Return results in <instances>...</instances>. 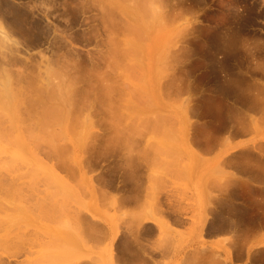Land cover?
Returning a JSON list of instances; mask_svg holds the SVG:
<instances>
[{"label": "rangeland", "instance_id": "374dc122", "mask_svg": "<svg viewBox=\"0 0 264 264\" xmlns=\"http://www.w3.org/2000/svg\"><path fill=\"white\" fill-rule=\"evenodd\" d=\"M1 25L0 91L10 77L18 97L2 92L0 173L17 188L0 189V264H115L131 244L156 254L146 223L195 213L201 175L230 182L257 242L264 0H0ZM249 251L264 264V247Z\"/></svg>", "mask_w": 264, "mask_h": 264}, {"label": "crops", "instance_id": "0c3cea01", "mask_svg": "<svg viewBox=\"0 0 264 264\" xmlns=\"http://www.w3.org/2000/svg\"><path fill=\"white\" fill-rule=\"evenodd\" d=\"M220 166L228 168V161ZM198 179L195 189L199 207L195 213L192 208H176L168 215L166 224L162 222L164 226L161 222L146 223V227L156 231V254L144 245L131 244V254L117 255L115 264L260 263L257 254L248 252V247H264V233L256 243H246L245 224L229 207L230 201H234L230 182L207 181L205 175ZM258 227L264 229V222Z\"/></svg>", "mask_w": 264, "mask_h": 264}, {"label": "bare ground", "instance_id": "6f19581e", "mask_svg": "<svg viewBox=\"0 0 264 264\" xmlns=\"http://www.w3.org/2000/svg\"><path fill=\"white\" fill-rule=\"evenodd\" d=\"M159 1H160V0H159ZM164 2H165V1H164ZM191 23H192V22H191ZM191 23H190V24H191ZM186 24H187V23H186ZM0 27H2V25H1ZM1 30H2V28H1ZM4 30H5V29H4ZM6 32H7V31H6ZM8 32H9V31H8ZM4 33H5V32H4ZM1 35H3V34H1ZM3 36H4V35H3ZM3 36H2L1 38H3ZM11 37H12V36H11ZM3 39H4V38H3ZM5 39H6V38H5ZM7 40H8V39H7ZM4 41H6V40H4ZM10 43H11V42H10ZM10 43H8V44H10ZM12 43H13V42H12ZM12 43H11V44H12ZM0 44H1V43H0ZM5 44H6V43H5ZM1 45H3V44H1ZM1 45H0V46H1ZM17 45H18V44H17ZM5 46H8V45H5ZM11 46H12V45H11ZM13 46H14V45H13ZM8 47H9V46H8ZM14 47H15V46H14ZM2 48H3V47H2ZM6 49H7V48H6ZM3 50H5V48H4ZM8 50H9V49H8ZM4 52H5V51H4ZM5 54H6V53H5ZM7 55H8V54H7ZM10 56H11V55H10ZM12 57H13V56H12ZM6 58H9V56L6 57ZM4 60H6V59H4ZM4 62H5V61H4ZM6 62H7V60H6ZM11 62H12V61H10L9 63H11ZM4 65L6 66L7 63L4 64ZM2 66H3V65H2ZM5 66H3V67H5ZM8 66H9V65H8ZM0 69H3V68H0ZM4 69L7 70V67L4 68ZM4 69H3V70H4ZM5 72H6V71H5ZM7 72H8V71H7ZM7 72H6V73H7ZM9 72H10V69H9ZM9 72H8V73H9ZM7 79H8V78H7ZM8 80H9V82H5L6 80L3 82L2 87L4 86V89H3L2 92H4V91H5V88H6V91H7V92L9 91L10 93H14V94H11V96H12V95H17V94H15V91L12 92V90H14V89H11V88H12V81L10 80V77H9ZM8 80H7V81H8ZM17 83L19 84V82H17ZM20 83H21V82H20ZM22 83H23V82H22ZM18 86H19V85H18ZM15 87H17V85H16ZM22 87H23V86H22ZM13 88H14V86H13ZM18 89H19V88H18ZM20 89H21V88H20ZM10 90H11V91H10ZM27 91H29V90H27ZM2 92L0 91V133H2V131L6 128L4 122H6V124H7V121H5V120H4V122L2 121V120L4 119V113L7 112V110H9V108H10L9 104L6 105V102L1 103V102H2V101H1L2 98H4V97H2V95L5 96V97L7 96L6 94L4 95V93H6V92H4V93H2ZM1 93H2V94H1ZM18 93H21V92L18 91ZM7 94L10 95L9 93H7ZM17 97H18V95H17ZM61 97L63 98L64 95H63V96H60L59 98H61ZM10 98H11V97H10ZM50 98H52V97H50ZM56 98H57V96H56ZM62 98H61V100L64 99V98H63V99H62ZM18 99H19V98L15 99V100L19 101ZM29 99H30V98H29ZM68 99H70V98H68ZM30 100H31V99H30ZM64 101H67V99H65ZM13 102H14V100H13ZM13 102H11V103L13 104ZM20 102H21V101H20ZM42 102H43V101H42ZM7 103H8V102H7ZM12 104H11V107H12ZM31 104H32V103H31ZM15 105H16V104H15ZM15 105L13 104V106H15ZM29 105H30V103H29ZM79 106H80V105H79ZM30 107H31V106H30ZM31 108H32V107H31ZM81 108H82V107H81ZM26 109H27V108H26ZM30 111H32V109H30ZM30 111H29V112H30ZM22 112H24V111H22ZM17 114H18V113H16L15 115H17ZM34 114H35V113H34ZM34 114H32V115H34ZM46 114H47V113H46ZM61 114H62V113H61ZM61 114H60V116L62 117V115H64V114H62V115H61ZM15 115H14V116H15ZM26 115H27V114H26ZM28 115H29V114H28ZM30 115H31V114H30ZM50 115H51V114H50ZM53 115H54V114H53ZM67 115H68V113H67ZM67 115H65V116L67 117ZM24 116H25V115H24ZM51 116H52V115H51ZM15 117H16V116H15ZM19 117H20V114H19ZM41 117H42V116H41ZM48 117H49V115H48ZM48 117H47V118H48ZM61 117H60V119H63V120L66 119V117H64V118H61ZM13 118H14V117H13ZM17 118H18V115H17V117H16L15 119H13L12 121H16ZM27 118H28V117H27ZM44 118H45V116H44ZM8 119H9V118H8ZM29 119H30V118H29ZM34 119H35V117H34ZM39 120H40V119H39ZM42 120H43V118H42ZM47 120H48V119H47ZM10 121H11V120L9 119L8 122H10ZM25 121H26V119H25ZM25 121H24L23 119H20V122H22V123H25ZM31 121H32V123H33L32 118H31ZM60 121H61V120H60ZM17 122H18V121H17ZM29 122H30V121H29ZM48 122H49V120L47 121V125L50 127L49 124H53V123H49V124H48ZM61 122H62V123H61L62 127H63V128L66 127V128L68 129V127L65 126V124H66V123H65L66 120L61 121ZM63 122H64V123H63ZM18 123H19V122H18ZM18 123H17V124H18ZM32 123H31V124H32ZM38 123H39V121L36 123V125H37ZM40 123H41V121H40ZM43 123H44V124L41 123L43 126H47V125H45V124H46V121L43 122ZM26 124H27V126L25 125V128L27 127L26 130L29 131L28 129H29V128L31 129V125L28 127V124H29V123H26ZM33 124H34V123H33ZM41 124H40V125L38 124L39 127L42 126ZM20 126H21V125H20ZM23 127H24V126H23ZM32 127H33V126H32ZM34 127H35V126H34ZM34 127H33V129H34ZM21 128H22V127H21ZM44 128H45V127H44ZM22 129H23V128H22ZM37 129H38V127H37ZM37 129H36V130H37ZM47 129H49V128H47ZM31 130H32V129H31ZM17 131H18V133H19L21 130H20L19 128H15V132H14V133H16ZM33 131H34V130H33ZM38 131H39V130H38ZM21 132H22V131H21ZM23 132H24V129H23ZM44 132H45V131H44ZM46 132H47V131H46ZM28 133H29V132H28ZM41 133H42V131H41ZM48 133H50V132H48ZM33 134H34V132H33ZM35 134H36V133H35ZM44 134H45V133H44ZM51 134H52V132H51ZM110 134H111V133H110ZM30 135H31V133H30ZM30 135H29V136H30ZM49 135H50V134H49ZM27 136H28V135H27ZM33 136H35V135H33ZM52 136H53V135H52ZM50 137H51V135H50ZM54 137H55V135H54ZM54 137H53V139H54ZM56 137H57V136H56ZM17 138H18V137H17ZM30 138H31V137H29V140H31ZM34 138H35V137H34ZM32 139H33V138H32ZM36 139H37V138H36ZM36 139H35V140H36ZM51 139H52V138H51ZM18 140H19V139H18ZM33 140H34V139H33ZM55 140H56V139H55ZM109 140H110V139H109ZM31 141H32V140H31ZM65 141H66V139H65ZM106 143H107V142H106ZM22 144H23V143H22ZM21 146H22V145H21ZM18 147L20 148V146H18ZM19 148H18V150H20ZM61 167L63 168L64 166L61 165ZM14 178H15V177H14ZM8 180H9V179H8ZM11 180H12V181H11V184H9V182H8V184H7V180H3V176H2V174L0 173V189H1L2 186H4L5 189H4V187H2L4 191L8 189V191H5L4 193L7 194V195L10 194V196H11V194H13V192L16 191V188H17V184L15 183V179H14V180L11 179ZM12 183H13V186H14V184H15L16 187H15V186H14V187H11ZM5 184H6L7 186H5ZM9 185H10L11 188L9 187ZM18 185H21V183L18 184ZM21 186H22V185H21ZM8 187H9V188H8ZM12 188H13V189L15 188V190L13 191ZM18 188L20 189V187H18ZM17 190H18V189H17ZM0 191H2V190H0ZM21 191H22V190H21ZM19 193L21 194V192H19ZM28 193H29V192H28ZM15 194H16V193H15ZM13 195H14V194H13ZM21 195H22V194H21ZM25 195H26V194H25ZM105 195H106V194H105ZM3 196H4V195H3ZM15 196H16V195H15ZM15 196H14V197H15ZM23 196H24V195H23ZM31 196H32V195H31ZM8 197H9V196H8ZM12 197H13V196H12ZM12 197H10V198H12ZM16 197H17V196H16ZM19 197H20V196H19ZM19 197H17V198H19ZM24 197H25V196H24ZM24 197H22V198H24ZM27 197H28V195H27ZM27 197H26V198H27ZM29 197H30V196H29ZM22 198H20V199L22 200ZM31 198H32V197H31ZM24 199H25V198H24ZM28 199H29V198H28ZM28 199H26V202H28ZM2 201H3V200H2ZM13 202H15V201L13 200L12 203H13ZM17 202H18V200H17ZM17 202H16V203H17ZM26 202H25V203H26ZM29 202H30V201H29ZM12 203H11V204H12ZM21 203H22V202H20V203H18V204L20 205ZM23 203H24V201H23ZM4 204H5V202H4ZM4 204H3V206H4ZM6 204H8V206H10V205H9L10 202H7V201H6ZM13 204H15V203H13ZM39 204H40V203H39ZM0 205H1V202H0ZM14 206H15V205H14ZM27 206H28V204L26 203V204H25V208H26ZM5 207H6V206H5ZM5 207H4V209H5ZM10 207H11V206H10ZM2 208H3V207H2ZM8 208H9V207H8ZM13 208H14V207H13ZM16 208H17V207H16ZM28 208H29V207H28ZM15 210H17V209H15ZM28 210H29V209H28ZM91 220H92V219H91ZM92 221H93V220H92ZM163 221H164V220H163ZM93 222H94V221H93ZM164 222H165V224H166V221H164ZM164 222H163V223H164ZM91 224H92V223H91ZM95 224H96V223H95ZM161 225H163L162 222H161ZM91 226H92V225H91ZM163 226H164V225H163ZM54 237H56V236H54ZM52 238H53V237H52ZM9 239H10V238H9ZM16 240H18V239H16ZM58 240H59V239H58ZM63 240H64V238H63ZM14 241H15V240H14ZM22 241H23V240H22ZM19 242H20V240H19ZM19 242H17V243H19ZM22 243H23V242H22ZM7 249H8V248H7ZM12 257H14V256H12ZM13 259H14V258H13ZM10 261H12V260H10ZM9 264H10V263H9Z\"/></svg>", "mask_w": 264, "mask_h": 264}]
</instances>
